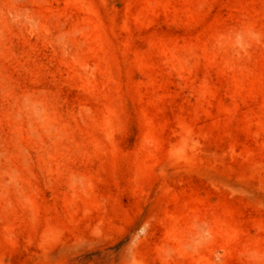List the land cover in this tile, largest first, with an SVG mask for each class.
<instances>
[{"label":"rangeland","instance_id":"374dc122","mask_svg":"<svg viewBox=\"0 0 264 264\" xmlns=\"http://www.w3.org/2000/svg\"><path fill=\"white\" fill-rule=\"evenodd\" d=\"M0 264H264V0H0Z\"/></svg>","mask_w":264,"mask_h":264}]
</instances>
